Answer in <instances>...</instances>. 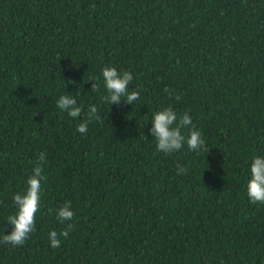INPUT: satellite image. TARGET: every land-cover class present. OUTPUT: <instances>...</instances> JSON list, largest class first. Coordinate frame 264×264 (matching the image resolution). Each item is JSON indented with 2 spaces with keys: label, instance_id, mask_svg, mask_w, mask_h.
Wrapping results in <instances>:
<instances>
[{
  "label": "trees",
  "instance_id": "1",
  "mask_svg": "<svg viewBox=\"0 0 264 264\" xmlns=\"http://www.w3.org/2000/svg\"><path fill=\"white\" fill-rule=\"evenodd\" d=\"M105 66L131 71L133 105L102 101ZM61 95L81 117L58 109ZM92 104L100 120L84 135ZM167 106L189 114L208 153L156 150L151 116ZM40 152L36 229L13 247V196ZM254 156L264 0H0V264H264V205L246 190ZM69 200L74 230L54 249Z\"/></svg>",
  "mask_w": 264,
  "mask_h": 264
},
{
  "label": "clouds",
  "instance_id": "2",
  "mask_svg": "<svg viewBox=\"0 0 264 264\" xmlns=\"http://www.w3.org/2000/svg\"><path fill=\"white\" fill-rule=\"evenodd\" d=\"M103 87L105 95L102 101L111 105H119L123 101L131 104L140 98L139 90H129V85L133 80L131 71L120 70L116 67L105 66L102 69ZM92 84V91L98 90L96 83ZM169 97L173 92L168 87L163 90ZM176 99L180 97L177 95ZM58 109L67 113L72 118L81 117L84 109L77 103V99L71 95H61L56 101ZM93 120H100L98 108L95 104L89 105L85 119L77 124V132L86 135L88 126ZM152 127L149 129L156 141V150L164 154H172L179 151L186 144L193 152H209V148L201 131L193 125L192 119L187 112L178 115L172 107H162L156 110L151 116ZM187 128L185 133L183 130ZM47 162L45 153L40 152L34 162L31 174L26 180V187L23 194L16 193L13 201L16 212L7 218L11 226L9 234L3 235V242L13 247L23 246L30 238V234L36 229V214L40 210V191L43 165ZM177 175H184L187 168L177 164ZM247 196L252 204L264 205V156H254L250 163V179L246 185ZM49 213L53 209L48 210ZM55 216L61 222H69L65 229L59 234L53 230L48 233L50 246L54 249L61 246V239L68 238L69 233L74 230V225L70 223L74 217L72 202L65 201L57 209Z\"/></svg>",
  "mask_w": 264,
  "mask_h": 264
}]
</instances>
